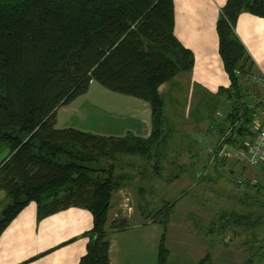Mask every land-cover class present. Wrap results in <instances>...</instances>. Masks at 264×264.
<instances>
[{"label": "trees", "instance_id": "1", "mask_svg": "<svg viewBox=\"0 0 264 264\" xmlns=\"http://www.w3.org/2000/svg\"><path fill=\"white\" fill-rule=\"evenodd\" d=\"M243 12L264 19V0H226L215 24L218 55L229 80L215 93L222 120H210L219 139L213 156L222 163L223 147L244 148L255 136L257 113L264 109V93L248 89L247 76L255 65L235 33ZM193 66L192 51L174 34L173 0H0V153L8 149L0 161V193L8 199L0 210V235L30 202L38 221L81 208L91 214L92 226L83 233L86 253L79 263L110 264L106 222L111 197L131 178L118 171L121 158L148 162L154 157L153 174H159L167 125L158 88ZM93 82L147 103L150 134L104 136L57 128V110ZM246 184L260 191L258 184ZM174 203L145 217L163 228L157 264L167 263L165 232ZM260 219L224 212L208 231L214 233L212 225L223 220L221 230ZM126 226L125 219L111 224L115 230ZM209 261L207 254L198 264Z\"/></svg>", "mask_w": 264, "mask_h": 264}, {"label": "rangeland", "instance_id": "2", "mask_svg": "<svg viewBox=\"0 0 264 264\" xmlns=\"http://www.w3.org/2000/svg\"><path fill=\"white\" fill-rule=\"evenodd\" d=\"M247 81L251 92L264 93L263 83ZM197 92L194 90L191 96L185 90L183 102L179 104L168 100L172 97L164 92L167 142L162 152L165 159L159 163V174H153L154 157L148 162L121 158L118 171L131 176L126 179V192L134 198V203L129 199L126 206L138 212L132 223L163 208L167 202H175L170 210L164 241L170 253L167 264H197L206 252L211 256L210 264H242L247 258L252 264H264V163L254 167L238 163L233 156L235 150L223 154L224 163L216 160L212 152L218 144V128L210 120L221 121L223 107L217 104L206 115ZM134 101L140 100L94 82L86 93L57 110L55 126L122 137L135 124L129 116L137 108ZM214 101L218 102V99ZM188 105L190 110L186 111ZM179 107H183L182 111ZM257 114L260 121L264 109ZM7 153L5 148L0 153V160ZM178 164L188 167L184 166L185 169L179 172ZM176 173L179 176L175 179ZM246 182L260 185V191L247 187ZM138 197L140 205L136 207ZM7 202L8 199L0 193V210ZM127 207L124 208L126 211ZM232 211L251 213L254 221L257 216L262 219L251 226L230 225L221 230L219 226L223 220L212 225L214 233L208 231L213 220ZM162 229L159 223L149 226L150 264L157 262V242Z\"/></svg>", "mask_w": 264, "mask_h": 264}, {"label": "crops", "instance_id": "3", "mask_svg": "<svg viewBox=\"0 0 264 264\" xmlns=\"http://www.w3.org/2000/svg\"><path fill=\"white\" fill-rule=\"evenodd\" d=\"M225 1L173 0L174 34L185 48L192 51L194 66L189 73L178 74L158 88L163 98L166 92L167 96L172 97L168 100L176 104L183 102L185 90H188L191 96L193 91L197 90L201 108H204L203 112L206 115L213 111L216 105L214 99L218 88L227 87L229 84L218 55V37L215 28L219 11ZM235 33L254 62V73L264 77V19L243 12L238 17ZM136 99L140 100L134 101L137 108L129 115L132 123L135 124L133 128L128 126L130 129L127 133L147 137L151 131L150 109L147 103L139 98ZM179 109L182 111L183 107ZM185 110H190L189 105ZM229 150L231 149L224 147L221 151L222 156L228 154ZM124 158L143 160L135 156H124ZM164 159L165 156L162 160ZM184 166L182 164L178 166L179 172L185 169ZM178 174L176 173L173 178H178ZM126 185L113 192L108 211L106 231L110 243V264H150L152 249L148 229L150 224L155 223L145 218L132 223L138 212L131 211L130 207L126 206L129 199L134 203L132 195L126 192L128 187ZM138 193L141 195V189ZM139 199L140 197L137 198L136 207L140 205ZM117 219H125L127 226L122 230L113 229L111 224ZM91 226V214L76 207L67 208L38 221L36 205L30 202L0 235V264H80V258L86 253L87 243L83 233ZM159 241L160 237L156 256ZM207 254L210 256L209 252L204 256ZM169 256L170 253L168 258ZM210 262L211 256L209 264Z\"/></svg>", "mask_w": 264, "mask_h": 264}, {"label": "built area", "instance_id": "4", "mask_svg": "<svg viewBox=\"0 0 264 264\" xmlns=\"http://www.w3.org/2000/svg\"><path fill=\"white\" fill-rule=\"evenodd\" d=\"M247 79L252 82L264 84V77L256 75L255 73L249 74ZM255 136L245 142L244 148L236 149L234 151V158L238 163L245 164L250 167L257 166L259 163L264 162V124L260 121L254 125Z\"/></svg>", "mask_w": 264, "mask_h": 264}]
</instances>
